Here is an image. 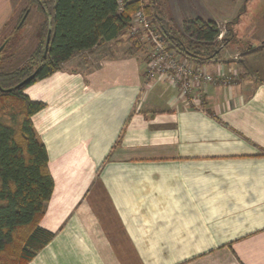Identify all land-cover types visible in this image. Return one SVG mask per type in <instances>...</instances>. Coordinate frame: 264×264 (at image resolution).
<instances>
[{
    "label": "crops",
    "instance_id": "1",
    "mask_svg": "<svg viewBox=\"0 0 264 264\" xmlns=\"http://www.w3.org/2000/svg\"><path fill=\"white\" fill-rule=\"evenodd\" d=\"M160 2L180 27L209 19L187 4L178 17L177 0ZM14 13L12 0H0V38ZM258 32L244 58L191 60L214 75L238 62L250 74L199 86L198 103L166 80L146 81L147 60L129 33L76 53L25 89L46 103L32 121L55 181L41 222L55 237L29 264H264Z\"/></svg>",
    "mask_w": 264,
    "mask_h": 264
},
{
    "label": "trees",
    "instance_id": "2",
    "mask_svg": "<svg viewBox=\"0 0 264 264\" xmlns=\"http://www.w3.org/2000/svg\"><path fill=\"white\" fill-rule=\"evenodd\" d=\"M32 4L44 15L39 41L22 65L0 71V264H29L55 237L41 226L55 181L47 148L32 121L46 103L29 97L28 86L54 74L76 53L128 33L131 46L140 50L141 40L131 33L133 16L140 10L166 37L169 49L193 61L219 57L238 38L233 25L239 17L226 23L221 39L222 29L213 20L186 18L180 27L167 17L160 0H29Z\"/></svg>",
    "mask_w": 264,
    "mask_h": 264
},
{
    "label": "rangeland",
    "instance_id": "3",
    "mask_svg": "<svg viewBox=\"0 0 264 264\" xmlns=\"http://www.w3.org/2000/svg\"><path fill=\"white\" fill-rule=\"evenodd\" d=\"M12 2L15 6V13L13 19L6 27L4 35L0 38V47L3 44L5 47L0 53V56H8L7 58H11L12 60H3L0 62V71L3 72H8L16 68L23 59L29 56L36 43L39 41V31L41 23L44 20V15L39 9H37L36 4L29 5V0H12ZM186 4L189 6L187 10L189 12H196V15H203L204 17L209 18L208 20H219L218 26L222 29L224 36L227 33L225 31L227 22L223 19L225 18L227 21H233L239 17L238 22L233 25L238 38L236 39V42H231L229 44L224 56L220 55V59H229L232 57L239 59L240 57L244 58V55L242 54L249 50L246 42L252 38L253 32L256 33V31H259L257 35H264V0H192V3L189 2V5L188 0H177V4H173L174 9H177V6L182 8L180 12H178V17L181 16L182 10L186 11V8L184 7ZM28 7H30L28 17H26L27 19L25 20V23L21 26V17L24 15V10ZM247 9L249 11H246ZM165 14L172 16L169 11H165ZM182 22L180 21L181 25ZM134 23L137 27L140 26L139 22L134 21ZM252 27H256L254 31L251 30ZM135 36L139 39L138 35ZM125 39H127V36L124 40ZM6 40L8 41L7 45ZM125 44L126 42L124 45H121L120 43L117 45H120L119 47L123 48ZM140 44V50L142 51L140 52L143 54L141 56L145 61L147 60L146 62L148 63L149 43L143 39L140 41ZM225 48L226 47H224L222 51ZM12 55L13 58L11 57ZM74 59V62H78L77 58ZM208 60L209 59H206L205 61ZM238 63L237 66L232 68V72L226 75V82H242V80L246 78L245 76L250 75L247 71H243ZM147 71L148 66L146 65V81L148 79L152 80L156 78V76H151Z\"/></svg>",
    "mask_w": 264,
    "mask_h": 264
},
{
    "label": "built area",
    "instance_id": "4",
    "mask_svg": "<svg viewBox=\"0 0 264 264\" xmlns=\"http://www.w3.org/2000/svg\"><path fill=\"white\" fill-rule=\"evenodd\" d=\"M134 21L139 22L140 26L137 27ZM132 24L131 33L149 43L147 72L151 76L158 74L160 79L175 85L182 95L190 96L192 102L200 101L202 94L199 86L202 82L211 81L216 76L226 82V75L211 76L202 68L192 67L175 50L169 49L166 37L158 32L155 23L143 10L133 16ZM194 86L198 87L195 94L192 92Z\"/></svg>",
    "mask_w": 264,
    "mask_h": 264
},
{
    "label": "bare ground",
    "instance_id": "5",
    "mask_svg": "<svg viewBox=\"0 0 264 264\" xmlns=\"http://www.w3.org/2000/svg\"><path fill=\"white\" fill-rule=\"evenodd\" d=\"M132 26H133V24H132ZM222 37V34H220V37L219 38H221ZM179 54V53H178ZM183 59H185V60H187L188 62H189V64L192 66V67H194V68H202L206 73H208L209 75H213V76H216V75H214V74H211L209 71H207L204 67H202V66H200V65H194V63H192L191 62V60L189 59V58H187V57H184L183 55H181V54H179ZM230 73V72H229ZM228 73H219L218 74V76L219 75H227ZM154 76H156L157 78H159V75L158 74H155ZM217 77V76H216ZM216 77H214V79L213 80H211V81H206V82H202L201 84H200V86L201 85H203V84H206L207 82H215V83H223V84H230V83H233V82H224L223 81V79H219V78H216ZM195 87L196 86H194L193 88H192V92L195 94L196 92H195ZM189 98H190V96H189ZM191 99V98H190ZM201 99V98H200Z\"/></svg>",
    "mask_w": 264,
    "mask_h": 264
},
{
    "label": "water",
    "instance_id": "6",
    "mask_svg": "<svg viewBox=\"0 0 264 264\" xmlns=\"http://www.w3.org/2000/svg\"><path fill=\"white\" fill-rule=\"evenodd\" d=\"M50 34V32H49ZM50 42V37L47 38V45L49 44ZM4 48V44L0 47V52L2 51V49Z\"/></svg>",
    "mask_w": 264,
    "mask_h": 264
},
{
    "label": "flooded vegetation",
    "instance_id": "7",
    "mask_svg": "<svg viewBox=\"0 0 264 264\" xmlns=\"http://www.w3.org/2000/svg\"><path fill=\"white\" fill-rule=\"evenodd\" d=\"M29 11H30V10L27 11L26 15L29 14ZM225 31H226V29H225ZM221 34H222V37H221V39H222V38L224 37V33H223V31H222ZM2 50H3V49H2ZM1 52H2V51H1ZM1 52H0V53H1Z\"/></svg>",
    "mask_w": 264,
    "mask_h": 264
}]
</instances>
